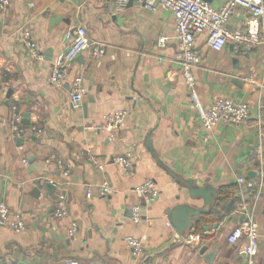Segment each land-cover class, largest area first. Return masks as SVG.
Wrapping results in <instances>:
<instances>
[{
    "label": "crops",
    "instance_id": "crops-1",
    "mask_svg": "<svg viewBox=\"0 0 264 264\" xmlns=\"http://www.w3.org/2000/svg\"><path fill=\"white\" fill-rule=\"evenodd\" d=\"M117 3L11 0L8 10L0 11V203L22 215L26 224L18 235L0 227V264H246L243 243L230 245L228 236L240 223L232 215L238 201L256 195L264 233V44L250 50L229 44L213 52L204 36L198 39L202 64L194 75L202 105L208 108L214 97L222 96L251 110L246 124L206 130L190 107L175 60L173 16L164 10L151 13L135 1L118 12ZM79 25L107 54L99 65L80 56L64 86L53 88L48 78L65 52L66 33ZM229 28L264 34V18L254 20L238 10ZM25 30L42 60L29 56ZM76 77L83 78L86 90L80 108L69 102ZM13 107L24 127H36L42 134L13 139L8 124ZM122 110L128 112L125 126L110 140L101 130L103 118ZM26 115L29 126L23 124ZM149 136L152 151L146 145ZM128 151L134 152L135 163L125 176L113 159ZM51 155L71 166L68 179L54 164H46ZM90 155L106 164L112 196L97 195L103 174ZM241 177L254 182L255 190L243 192ZM147 180L161 193L153 205L134 193ZM187 181L195 182L194 190L210 187L218 198L206 213L191 217L193 226L183 241L174 243L179 235L170 223L173 211L205 208L203 199L191 196ZM47 183L56 190L49 192ZM59 194L70 210L63 220L54 217ZM228 194L236 201L222 204L220 199ZM136 206L142 210L138 224L133 221ZM71 221L79 224L75 237L68 235ZM130 236L143 239L144 252L138 258L126 245ZM258 260L264 264V240Z\"/></svg>",
    "mask_w": 264,
    "mask_h": 264
},
{
    "label": "built area",
    "instance_id": "built-area-1",
    "mask_svg": "<svg viewBox=\"0 0 264 264\" xmlns=\"http://www.w3.org/2000/svg\"><path fill=\"white\" fill-rule=\"evenodd\" d=\"M136 2L143 9L157 13L160 10L169 12L175 21L176 27V62L180 65L181 76L189 94L190 107L193 109L202 126L206 130H213L219 125L239 126L251 120L250 106L246 103H238L232 99L216 96L208 108L202 105L197 80L194 70L202 64V53L197 45L200 37H205V46L213 52H222L227 45L232 44L239 48L248 50L264 44V34L258 30L230 29L229 24L234 14L238 10H243L254 20L264 18V0H118L116 11L122 12L127 9L132 2ZM218 3L215 6L214 3ZM11 5V0H0V11L6 12ZM23 44L26 46L29 56L32 59L42 60L43 57L38 50V46L32 38L29 30L23 32ZM67 45L64 54L54 63L48 83L51 87L61 89L75 64L76 60L83 55L88 56L91 61L98 65L106 56V49L101 43L92 41L87 29L79 25L66 33ZM166 40L160 42L165 45ZM85 85L82 77H76L72 83L69 102L74 108H80L85 94ZM263 102L264 98H260ZM128 112L125 110L107 115L103 118L101 130L106 132L110 140H113L121 129L125 126ZM263 115L260 124L263 120ZM9 127L12 131L13 139H23L29 132L42 134L36 127H24L21 124V115L16 107L11 110ZM87 129H94L87 126ZM90 161L94 163L103 179L96 185V193L99 197L106 198L114 194V189L106 176V164L99 158L90 155ZM46 164H54L60 171L63 179H68L71 174V166L56 155H51L46 159ZM23 163L27 161L24 159ZM113 163L120 167L125 176H129L135 163V154L128 151L122 156L113 159ZM238 185L243 192L255 190L256 184L244 178H238ZM262 187V184H260ZM88 195L93 192L92 187L88 189ZM136 196L147 205L155 204L160 196L157 184L152 180H147L134 189ZM259 207L258 195L251 198L244 197L238 201L232 215L240 219L238 226L233 228L228 236L230 245L243 243V252L246 256V264H261L258 260L260 243L264 240V233L261 232L257 213ZM56 219H67L70 217V210L66 197L59 194L54 212ZM142 220V210L140 206L133 208V221L138 224ZM0 227L9 229L13 234H21L26 230L25 221L20 214H14L6 203H0ZM79 232V224L71 221L68 227L69 237H75ZM183 241L181 237L174 239V243ZM126 245L137 258L143 250V239L127 237ZM65 264H80L76 260H71Z\"/></svg>",
    "mask_w": 264,
    "mask_h": 264
},
{
    "label": "water",
    "instance_id": "water-1",
    "mask_svg": "<svg viewBox=\"0 0 264 264\" xmlns=\"http://www.w3.org/2000/svg\"><path fill=\"white\" fill-rule=\"evenodd\" d=\"M12 90L8 92V98L11 97L12 95ZM27 120L23 121V124L26 126H29V121H28V115L25 116ZM151 138L150 136L147 138L146 145L147 147L152 151V146H151ZM184 185V183L182 182ZM186 185L188 189L191 191V196L195 199H203L204 200V209H192L188 207H177L170 218V223L171 225L176 229V232L178 235L183 238L185 237V233L190 229L193 225L191 222V217L197 216L203 213H206V208L208 206H213L214 200H217L218 198V193L211 189L210 187H205L204 189H199V190H194V181H187ZM46 189L49 192H53L56 190V187L50 183L45 184ZM182 218V219H181ZM185 239V238H184ZM204 251L206 249H203Z\"/></svg>",
    "mask_w": 264,
    "mask_h": 264
},
{
    "label": "trees",
    "instance_id": "trees-1",
    "mask_svg": "<svg viewBox=\"0 0 264 264\" xmlns=\"http://www.w3.org/2000/svg\"><path fill=\"white\" fill-rule=\"evenodd\" d=\"M231 198V202L232 203H234L236 200H234V198H233V200H232V196L231 195H226L224 198H222V199H220V202H222V204H226L227 203V201H228V199H230ZM230 209H231V207L229 208V211H230ZM228 211V212H229ZM228 214H230V212L228 213Z\"/></svg>",
    "mask_w": 264,
    "mask_h": 264
}]
</instances>
